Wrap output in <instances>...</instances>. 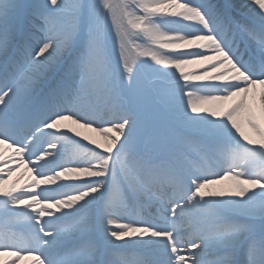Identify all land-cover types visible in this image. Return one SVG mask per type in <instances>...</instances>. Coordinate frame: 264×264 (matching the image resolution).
<instances>
[{
    "label": "snow or ice",
    "instance_id": "1",
    "mask_svg": "<svg viewBox=\"0 0 264 264\" xmlns=\"http://www.w3.org/2000/svg\"><path fill=\"white\" fill-rule=\"evenodd\" d=\"M25 260L264 264V0H0V264Z\"/></svg>",
    "mask_w": 264,
    "mask_h": 264
},
{
    "label": "bare ground",
    "instance_id": "2",
    "mask_svg": "<svg viewBox=\"0 0 264 264\" xmlns=\"http://www.w3.org/2000/svg\"><path fill=\"white\" fill-rule=\"evenodd\" d=\"M196 68H197V66L193 65V66H189L188 70L191 71V70H195ZM78 130L82 133V135H87L89 137H93V138H96L98 140L101 139V137H99L96 133L90 132V131L85 130V129H78ZM23 172H26V169L24 167H20L16 171H14L13 176L8 181V186H11L12 183L15 181V179L17 180L20 176H22ZM26 174H27V172H26ZM231 183H232V181H230V180L224 181L225 186L230 185ZM22 264H30V262L25 260L22 262Z\"/></svg>",
    "mask_w": 264,
    "mask_h": 264
},
{
    "label": "rangeland",
    "instance_id": "3",
    "mask_svg": "<svg viewBox=\"0 0 264 264\" xmlns=\"http://www.w3.org/2000/svg\"><path fill=\"white\" fill-rule=\"evenodd\" d=\"M199 70L200 69H196V71H199ZM20 177H23L22 179H20V184H19V186H22V185H24L27 182L28 174H26V172H23L22 176H20ZM136 256H139V253H135L134 252V253L129 254V253H126V250H125L123 253H121L120 255L115 256L113 259L120 260L121 257H124V258L128 259L129 261H132V260L136 259ZM6 259L11 260L13 258L12 257H7Z\"/></svg>",
    "mask_w": 264,
    "mask_h": 264
}]
</instances>
